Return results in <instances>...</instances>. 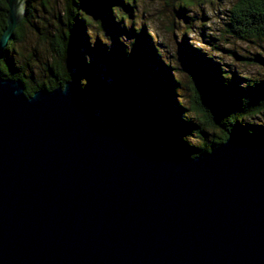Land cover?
I'll return each instance as SVG.
<instances>
[{
  "label": "water",
  "instance_id": "obj_1",
  "mask_svg": "<svg viewBox=\"0 0 264 264\" xmlns=\"http://www.w3.org/2000/svg\"><path fill=\"white\" fill-rule=\"evenodd\" d=\"M5 2L0 60L24 17ZM0 264H264V139L189 157L75 83L0 75Z\"/></svg>",
  "mask_w": 264,
  "mask_h": 264
},
{
  "label": "trees",
  "instance_id": "obj_2",
  "mask_svg": "<svg viewBox=\"0 0 264 264\" xmlns=\"http://www.w3.org/2000/svg\"><path fill=\"white\" fill-rule=\"evenodd\" d=\"M140 1L24 0V17L0 60L1 77L20 81L27 97L39 89L51 91L75 83L106 115L189 157L212 151L230 133L249 142L263 140L264 79L238 75L203 43L188 42L185 32L171 53L139 15ZM149 1L172 7L184 19L195 4H212L211 0ZM6 12V2L0 0V37ZM223 16L225 33L233 39L264 41V0H236ZM27 29L50 51L51 64L42 81L33 77V52L26 55L21 50ZM168 32L174 33L172 25ZM178 58L186 63L182 69L173 64ZM238 58L264 69L260 55Z\"/></svg>",
  "mask_w": 264,
  "mask_h": 264
},
{
  "label": "rangeland",
  "instance_id": "obj_3",
  "mask_svg": "<svg viewBox=\"0 0 264 264\" xmlns=\"http://www.w3.org/2000/svg\"><path fill=\"white\" fill-rule=\"evenodd\" d=\"M234 1L236 0H211L212 4H208L207 2L197 3L199 5L195 4L194 7L188 9L185 13L187 19H184L179 18L173 12L172 7H165L162 2L141 0L139 15L144 16L149 29L157 33L161 43L163 42V45L166 44L171 53L178 49V43L180 42L178 36L185 32L188 42L197 41L203 43L207 50L211 51L215 57L223 59L224 63L229 65L238 75L254 79H264V69L255 65H249L238 58H252L254 55L264 57V41L258 44L246 43L233 39L228 33H225V23L227 21L223 20L225 19L223 13L230 8ZM59 6L60 4L57 3V14ZM170 25L173 26V34L167 33ZM24 41V46L21 47L22 53L28 55L33 52L34 55V61L31 63L34 79L36 81L45 80V71L51 64L50 51L47 45L39 41L30 29L26 30ZM207 42L212 43L214 46L218 45L219 48L227 52H219L208 45ZM233 53L238 57L232 56ZM173 64L180 69L184 65L186 66V63L181 58H178L176 62L173 60ZM184 81H186L185 77Z\"/></svg>",
  "mask_w": 264,
  "mask_h": 264
}]
</instances>
